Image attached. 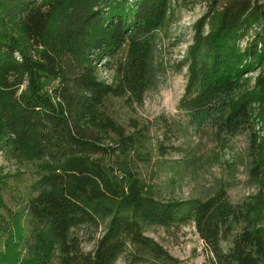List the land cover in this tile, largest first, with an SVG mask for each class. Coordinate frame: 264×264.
I'll use <instances>...</instances> for the list:
<instances>
[{
  "label": "trees",
  "instance_id": "obj_1",
  "mask_svg": "<svg viewBox=\"0 0 264 264\" xmlns=\"http://www.w3.org/2000/svg\"><path fill=\"white\" fill-rule=\"evenodd\" d=\"M188 2L206 11L180 61V115L149 120L137 109L157 88L156 32L175 0H0V153L33 170L22 190L0 171V264H183L148 232L188 225L200 264H264V190L233 202L218 183L177 200L156 184L154 164L191 162L187 132L249 131L248 180L264 188V0ZM82 228L99 232L90 251Z\"/></svg>",
  "mask_w": 264,
  "mask_h": 264
},
{
  "label": "rangeland",
  "instance_id": "obj_2",
  "mask_svg": "<svg viewBox=\"0 0 264 264\" xmlns=\"http://www.w3.org/2000/svg\"><path fill=\"white\" fill-rule=\"evenodd\" d=\"M175 1L170 8V20L156 32L160 47V78L157 88L147 91L142 106L137 109L141 119L151 120L158 116L178 119L180 115L178 99L183 94L186 82V69L181 68L180 61L191 44L192 25L206 11V6L203 2L192 4L188 0ZM105 61L107 60L103 57L99 60L97 63L98 67H101L99 69H102ZM103 71L102 75L109 80L110 74ZM254 131L257 137L263 136L261 125L256 126ZM249 133L248 131L226 142L218 143L207 130L187 132L179 139L177 145L187 152L188 157L192 159L191 162L186 164L185 158L174 154L153 166L157 173L156 184L160 193L167 198L185 200L203 197L209 193L211 187L221 183L233 202L257 195L264 188L255 186L248 180L247 149L249 138L253 137ZM183 164L187 167L184 168ZM30 167L0 153V171L13 175L17 182H12V185L17 189L22 190L31 182L33 170ZM10 190L1 192L7 206H13L11 200L9 201L12 194ZM14 193L12 195H16ZM79 232L84 238V251H90L93 242L87 239L89 235L97 238L99 232L92 233L89 228H82ZM148 235L183 264H200L205 260L203 244L191 225L181 228L173 236L159 228H152ZM116 264L123 262L118 261Z\"/></svg>",
  "mask_w": 264,
  "mask_h": 264
}]
</instances>
